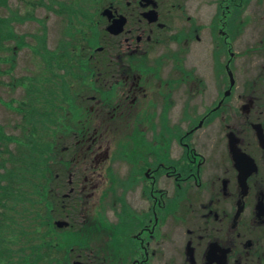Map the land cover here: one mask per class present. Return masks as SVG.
Masks as SVG:
<instances>
[{
	"label": "flooded vegetation",
	"instance_id": "obj_1",
	"mask_svg": "<svg viewBox=\"0 0 264 264\" xmlns=\"http://www.w3.org/2000/svg\"><path fill=\"white\" fill-rule=\"evenodd\" d=\"M79 3L55 45L45 178L63 234L85 236L63 264H264V0ZM37 44L38 69L22 72L17 45L0 68L2 111L26 102L20 78L51 76Z\"/></svg>",
	"mask_w": 264,
	"mask_h": 264
},
{
	"label": "trees",
	"instance_id": "obj_2",
	"mask_svg": "<svg viewBox=\"0 0 264 264\" xmlns=\"http://www.w3.org/2000/svg\"><path fill=\"white\" fill-rule=\"evenodd\" d=\"M5 2L0 0V6ZM23 39L0 17V48L10 53L8 57L14 45L26 44ZM36 39V51L42 50V61L51 76L42 75L44 78L36 77L25 84L26 102L22 100L16 107L23 122L19 136L6 134L0 125V264H63V246L85 240L82 233L63 234L62 228L52 224L57 217L54 209L58 207L45 178L54 167L49 160L58 148L63 119L56 101L62 87L61 76L56 72L61 54L60 46L55 50L45 47V32L37 34ZM4 40L13 41V45H4ZM12 67L10 62L9 70ZM20 83H25L24 79ZM11 142L13 148H9Z\"/></svg>",
	"mask_w": 264,
	"mask_h": 264
},
{
	"label": "rangeland",
	"instance_id": "obj_3",
	"mask_svg": "<svg viewBox=\"0 0 264 264\" xmlns=\"http://www.w3.org/2000/svg\"><path fill=\"white\" fill-rule=\"evenodd\" d=\"M6 5L0 6V17L3 19H8L15 12L18 16H23L28 12V15L31 19L35 18L36 20L43 19L45 20L44 32H45V47L48 50H54L56 43L60 40L62 35V18L65 10L69 8L81 7L82 4L79 3V0H6ZM30 11V12H29ZM58 11V12H57ZM19 23V24H18ZM10 26L16 32L17 35H23V41L26 42V45L22 46L18 51V65L21 67L22 72L27 67L34 69V63L36 69H38V60L40 59L32 53L33 43L36 39V35L41 33L40 22L38 21H24L18 22L16 20L10 21ZM37 40V39H36ZM13 45V41H10ZM10 42H6L7 45ZM6 53H3L0 57V68L8 67L7 60L8 56ZM3 56V57H2ZM34 59V62H33ZM60 71V70H59ZM15 72V71H13ZM22 74V73H21ZM27 74V73H24ZM7 77H5V80ZM21 95L19 91L16 93ZM16 95V97H19ZM16 105V103H14ZM18 105V104H17ZM21 118L20 112L16 114L7 113L0 109V123L5 126L6 120H9V125L12 120H19ZM4 131L6 134L19 136L20 129L11 128L10 126L5 127ZM14 147V142L9 143V148ZM63 219V218H61Z\"/></svg>",
	"mask_w": 264,
	"mask_h": 264
},
{
	"label": "water",
	"instance_id": "obj_4",
	"mask_svg": "<svg viewBox=\"0 0 264 264\" xmlns=\"http://www.w3.org/2000/svg\"><path fill=\"white\" fill-rule=\"evenodd\" d=\"M54 223H55V225L58 226V227H61V226H63V224H66V222H64V221L61 220V219L56 220Z\"/></svg>",
	"mask_w": 264,
	"mask_h": 264
}]
</instances>
